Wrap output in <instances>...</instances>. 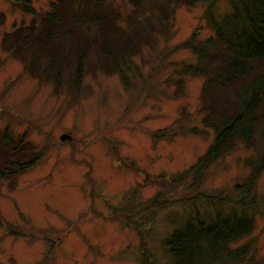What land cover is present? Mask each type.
Returning a JSON list of instances; mask_svg holds the SVG:
<instances>
[{
    "label": "rangeland",
    "instance_id": "1",
    "mask_svg": "<svg viewBox=\"0 0 264 264\" xmlns=\"http://www.w3.org/2000/svg\"><path fill=\"white\" fill-rule=\"evenodd\" d=\"M50 1L30 5L44 12ZM109 1L125 24L130 2ZM208 5L215 15L230 9L227 0L172 6L168 32L154 30L153 43L129 58L126 83L115 71L88 67L80 88H68L66 75L55 90L52 80L31 75L2 48L3 34L29 24L35 14L15 0H0V132L8 128L13 140L25 135L41 154L12 185L0 181V264H170L164 240L192 218L194 207L141 206L156 197L234 195V185L250 170L245 158L258 156L243 144L213 162L195 189L170 180L213 138L200 123L203 79L176 72L195 60L181 42L194 32L199 38L213 34ZM193 126L197 133L189 131ZM256 187L264 196V170ZM196 206L200 213L213 209L204 199ZM228 207L218 205L223 212ZM261 211L253 232L233 245L249 244L245 264H264V204Z\"/></svg>",
    "mask_w": 264,
    "mask_h": 264
},
{
    "label": "trees",
    "instance_id": "2",
    "mask_svg": "<svg viewBox=\"0 0 264 264\" xmlns=\"http://www.w3.org/2000/svg\"><path fill=\"white\" fill-rule=\"evenodd\" d=\"M128 1L132 7L123 24L120 12L109 0H51L50 8L38 13L30 0H15L35 17L29 24L4 33L2 48L20 59L31 75L52 80L55 90H59L66 75L68 88H80L88 67L106 74L115 71L126 83L124 68L129 67V58L144 43H153L154 30L168 32L172 6L207 0ZM227 1L230 9L223 15H215L207 6L205 18L212 35L199 38L194 32L180 44L190 49L195 60L185 62L176 72L203 79L200 123L204 129H212L213 138L194 163L170 180L195 189L211 164L238 144L255 148L258 156L245 158L250 170L242 183L234 185L232 196L197 193L170 201L156 197L141 206L143 210L170 203L194 207L192 218L174 228L164 240L170 264H245L249 244L233 245L253 232L254 218L264 204V196L256 187L264 170V0ZM3 18L0 14V22ZM181 81L175 79L178 88ZM189 131L197 133V127ZM24 137L13 140L8 128L0 132V181L7 179L12 185L16 175L40 158ZM202 199L213 207L212 211H198L196 205ZM223 204H228L227 211L218 208Z\"/></svg>",
    "mask_w": 264,
    "mask_h": 264
},
{
    "label": "water",
    "instance_id": "3",
    "mask_svg": "<svg viewBox=\"0 0 264 264\" xmlns=\"http://www.w3.org/2000/svg\"><path fill=\"white\" fill-rule=\"evenodd\" d=\"M64 137H65V135H64V134H62V135H61V138L63 139Z\"/></svg>",
    "mask_w": 264,
    "mask_h": 264
}]
</instances>
